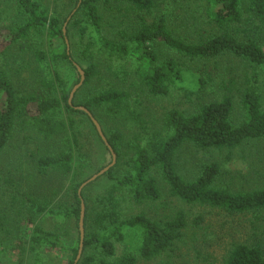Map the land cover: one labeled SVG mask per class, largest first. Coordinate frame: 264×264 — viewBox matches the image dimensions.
Returning a JSON list of instances; mask_svg holds the SVG:
<instances>
[{"label": "trees", "instance_id": "trees-1", "mask_svg": "<svg viewBox=\"0 0 264 264\" xmlns=\"http://www.w3.org/2000/svg\"><path fill=\"white\" fill-rule=\"evenodd\" d=\"M112 1L128 6L139 19V27L129 39L116 41L103 33L104 18L100 7L102 3L107 5ZM157 1L76 0L75 9L65 21L70 18L71 22L76 18L83 24V32L89 38L84 53L91 55V60H96L95 54L102 52L125 62H132L141 83L156 96L168 95L173 87L186 88L184 83L190 72L186 60L208 61L230 52L246 59L254 68L264 66V45L260 42L264 41V0H210L208 15L219 32L212 33L199 42H189L175 35L165 14L151 19L154 17ZM12 6L19 21L15 20L7 25L9 45L27 40L35 30L47 26L52 37L62 38L63 46L52 52H35L36 59L46 63L49 72L30 91L18 89L0 62V157L18 131L27 132L29 142L42 148L37 159L40 173H57L73 179L74 162L81 142L76 122L68 114L85 113L91 119L85 110L77 108L84 106L95 117L98 112L104 111L111 112L117 118L125 117L133 114L130 93L116 86L101 87L96 88L84 102L75 103L73 99L70 103L71 92L67 89L65 79L58 70L52 68L53 62L59 59L69 61L76 68V64H79L66 41L68 34L65 35L63 24L56 16L51 15L48 7L40 0H13ZM7 17L0 2V24ZM243 23L252 25L261 35L260 40L250 37L242 40L235 26ZM164 47L171 54L162 57ZM83 70L85 82L82 87L93 83L100 76L96 61ZM190 75L195 76L193 72ZM257 78L258 72L255 70L252 80ZM193 83L202 88L207 84V79L194 78ZM236 84L235 79L224 81L226 94L219 101L203 104L195 113L169 110L164 116L161 129L154 132L146 143L132 145V153L125 161L126 172L116 175L113 166L105 173L115 184L106 195L98 198L91 206L93 209L83 195V190L82 197L79 195V188L85 181L73 183L77 207L70 215H75L80 222L82 198L86 208V251L77 264H138L139 258L151 260L159 257L183 238L189 225V219L183 210L163 219H153L145 213L127 217L120 211L121 192L127 193L136 204L161 199L162 190L157 173L169 187L170 195L185 203L208 205L230 213L264 209V186L252 191H234L220 187L216 182L221 170L216 163L206 164L201 174L193 180L187 179L177 168L176 156L186 144L193 145L198 150L212 152L232 150L245 141L264 139V109L262 94L257 85L245 89L242 97L245 116L240 124L234 123L233 91ZM104 133L117 157L121 158L125 146L123 132L114 128L109 133ZM100 138L102 139L101 136ZM7 181L13 183L10 179ZM24 199L25 215L32 230V242L47 249H66L58 234L37 223L40 216L50 211V199L31 192L25 193ZM203 220L202 216H198L193 222L200 225ZM79 238L81 241V231ZM116 243L124 246L121 255H117ZM74 252L69 264L75 263L79 248ZM223 264H264V251L259 245L234 244Z\"/></svg>", "mask_w": 264, "mask_h": 264}, {"label": "rangeland", "instance_id": "rangeland-1", "mask_svg": "<svg viewBox=\"0 0 264 264\" xmlns=\"http://www.w3.org/2000/svg\"><path fill=\"white\" fill-rule=\"evenodd\" d=\"M40 1L48 7L51 15L60 20L63 28L66 27L69 48L76 62L83 69L93 61L99 64L100 76L93 83L82 87L84 80L75 92V103L84 102L96 88L101 87L116 86L130 93L131 107L136 117L128 114L117 118L107 111L98 112L96 116L104 131L109 133L112 129L119 128L125 136L123 155L121 158L117 157L114 165L116 175L126 172L125 161L132 153V145L146 143L154 132L161 129L164 116L169 110L179 109L186 113H195L203 104L219 101L227 92L224 81L235 79L237 82L233 91L235 124H240L245 116L242 97L247 87L254 84L259 87L264 109V66L254 68L249 61L230 52L208 61L186 60L190 70L187 73V82L184 83L186 88L173 87L168 95L156 96L141 83L132 62H125L102 52H97L96 60H91V55L84 53L89 38L83 32V24L76 18L71 22L70 18L65 21L75 9L76 0ZM0 2L8 15L7 20L0 24L1 65L18 89L33 90L49 72L47 64L36 59L35 52L60 49L63 40L52 37L49 28L42 26L29 39L9 45L7 25L17 20V16L13 10V0ZM157 3L151 19H157L162 14L167 15L169 27L175 35L189 42H199L212 33L219 32L208 15L210 0H158ZM100 8L104 18L103 33L109 39H129L139 27V19L128 6L112 1L107 5L102 3ZM236 28L242 40L249 37L260 40L261 35L252 25L243 23L235 26ZM260 42L264 45L263 40ZM161 54L164 57L171 52L165 48ZM52 68L63 76L69 92L80 82L79 70L69 61H54ZM255 70L258 78L253 81ZM192 72L195 76L190 75ZM200 77L207 79V84L202 88L193 83L194 78ZM68 115L76 122L81 142L74 162L73 179L57 173H40L37 159L42 148L29 142L27 132L18 131L0 157L1 264H69L75 255L74 251L80 247L79 220L75 215H70L77 207L73 183L86 181L109 165L112 162V153L85 113L73 112ZM176 161L178 171L189 180L196 179L206 164L216 163L221 170L216 182L220 187L234 191H252L264 186V139L245 141L232 150L212 152L198 150L193 145L186 144L178 152ZM156 175L162 190L161 199L136 204L127 193L121 192L120 211L127 217L145 213L150 218L163 219L183 210L187 214L189 225L183 238L172 249L151 260L139 258L138 264H223L233 245L239 243L259 245L264 251V209L230 213L208 205L185 203L172 197L161 175ZM7 179L13 183L10 184ZM114 184L115 181L107 174L86 184L83 195L88 199L90 207L98 198L106 195ZM27 192L50 199V211L40 216L37 223L58 234L66 249H47L32 242V230L24 208V194ZM198 216H202L204 220L200 225H195L193 220ZM116 244L117 255H121L124 246L121 243ZM85 251L83 247L80 259Z\"/></svg>", "mask_w": 264, "mask_h": 264}, {"label": "water", "instance_id": "water-1", "mask_svg": "<svg viewBox=\"0 0 264 264\" xmlns=\"http://www.w3.org/2000/svg\"><path fill=\"white\" fill-rule=\"evenodd\" d=\"M64 33L66 35V27H64ZM66 41L68 42V39L66 38ZM80 74H81V80L80 82L74 87V89L72 90L71 94H70V98H69V102L72 103L73 102V99H74V95H75V92L77 90V88L84 82L85 80V72L83 70V68L79 65V64H76ZM79 109H82V110H85L88 115L91 117L92 121L94 122L100 136L102 137V139L104 140L105 144L109 147L111 153H112V162L105 166L103 169H101L98 173L94 174L92 177H90L88 180H86L79 188V195L82 197V190L84 188V186L86 184H88L89 182L95 180L98 176H101L105 173H107V171H109L117 162V153L112 149L111 145L109 144L108 142V139L103 131V128L102 126L100 125L99 121L96 119V117L84 106H79L77 107ZM84 217H85V202L82 198V212H81V217H80V222H79V226H80V231H81V241H80V247H79V252H78V255H77V258L75 260V263L74 264H77L80 257H81V254H82V250H83V247H84V236H85V228H84Z\"/></svg>", "mask_w": 264, "mask_h": 264}]
</instances>
